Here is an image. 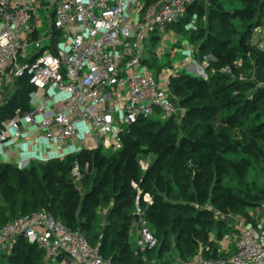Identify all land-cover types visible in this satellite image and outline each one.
I'll return each mask as SVG.
<instances>
[{
    "label": "built area",
    "instance_id": "1",
    "mask_svg": "<svg viewBox=\"0 0 264 264\" xmlns=\"http://www.w3.org/2000/svg\"><path fill=\"white\" fill-rule=\"evenodd\" d=\"M202 2L210 3L0 0V106L14 96L22 78L27 77L34 88L31 109H18L1 124L0 147L24 139L66 146L87 124L84 142L89 150L105 148L116 153L124 148L123 137L130 128L141 121L179 119L182 111L171 91L172 79L188 67L196 69L189 68L188 74L198 76L204 67L185 60L183 69L157 72L150 62L170 50L167 41H179L178 36H171L174 27ZM196 22L195 15L186 28H194ZM222 72L233 74L230 67ZM4 83L9 86L6 95L2 93ZM18 166L23 170L30 163L22 159ZM74 177L80 178L78 167ZM141 196L142 191L138 201ZM144 200L152 204L149 194ZM230 220L235 234L219 242V253L229 257L210 259L200 251L177 264H264V214L251 221L243 217ZM139 231L140 253L159 246L146 224L142 223ZM20 240L42 250L47 264H112L83 234L71 231L46 210L0 228V255L12 254Z\"/></svg>",
    "mask_w": 264,
    "mask_h": 264
},
{
    "label": "trees",
    "instance_id": "2",
    "mask_svg": "<svg viewBox=\"0 0 264 264\" xmlns=\"http://www.w3.org/2000/svg\"><path fill=\"white\" fill-rule=\"evenodd\" d=\"M211 3L212 0L209 6L204 2L193 6L185 21H182L174 29L183 33L186 31V25L196 15V29L205 31V14L212 7ZM253 8L248 5L247 9L241 13V18L244 19L247 14L252 12ZM211 11L207 32L212 38V44L209 45L208 40L205 41L200 52L203 56L213 57L214 61L209 62V68L215 70L216 74L211 75L210 72L209 80L204 81L199 79L200 77L183 72L180 74L181 76L173 78L171 82V91L174 94L178 92L184 94L181 106L188 107L183 121V135L186 141L178 148L167 149L168 146L164 147V144H167L171 136L166 133L165 127L177 130L178 123L172 118L168 119L164 126H161L163 120L151 119L141 121L131 127L129 133L123 137L124 148L111 158L102 157L103 149H99L81 151L77 157L69 155L64 159L55 158L46 163H38L40 165L37 169L31 165L22 170L12 165L0 164V194L17 190L25 195V201L20 206L15 204V206L7 208L0 205V228L13 220L46 210L56 221L61 222L71 231H79L92 247H96L92 244L95 239L91 237L94 234L92 233L94 218L90 215L88 206L82 208L80 196L72 184V164L75 158L80 164L94 163L96 168L104 169V178L111 174L112 184L108 185L107 183L105 188L107 192H110L113 187L116 189L126 188V182L128 190H131V182L138 181L140 176L135 158L145 146L150 147V152L156 154L157 158L155 167L150 169L149 174L151 175L158 167L168 176V185L171 186V182L176 181L178 188H183V196L189 192L186 188H190L198 181L203 169L217 165L219 160L225 156L241 152L249 159H253L256 166L264 169V78L260 79L264 76V52L253 53L254 49H251L252 52H250L257 55L256 73L258 80L262 83L261 87L257 89L255 97L250 98L254 84L249 81L241 83L238 79L234 80L222 73V70L230 67L234 75H240L251 69L250 56L247 54L249 45H245V42L251 39L252 33L246 39L235 41L236 35L232 24L225 20L221 11L215 8ZM213 12L219 15L214 16ZM262 26V23L257 22L251 29L254 31ZM199 30L198 32H200ZM192 37L193 35H191V42L193 41ZM196 38L199 39L201 36ZM239 59L242 60V66L238 69L235 67V62ZM151 68L154 69L152 66ZM163 68L159 67L155 71L160 72ZM33 92L34 88L29 84V79L22 78L14 96L6 105L0 106V126L3 122L11 119L16 110L21 109L27 112L31 109L30 96ZM1 96L0 92V100ZM241 166L247 169L248 165L242 162ZM146 174V177L149 178L148 172ZM43 180L47 184L44 185ZM103 183L104 181L101 184ZM82 184L84 188L93 191L87 176L83 179ZM152 186L153 184L146 178L140 190L143 195H152L153 193L156 201L152 206H148L143 202V196H141L140 205L145 209L146 218L150 219L154 225L151 231L157 238L159 246L145 254L137 250L131 257H127L129 248L126 247V244L124 245V242L128 239L129 230L134 220V217L130 215L131 207L133 208L137 198V195H134L129 206L121 203L118 207L120 212L119 220L116 223L118 227L109 231L98 246L104 259H111L112 264H149L153 261H157L159 264H177L195 257L200 251L210 259L229 257L219 253V245L213 246L212 242L209 243L208 231L209 228H216L220 237L218 242H220L225 236L232 235L228 233L230 230L227 223L224 221L215 223L213 219L208 220L206 216L210 214L201 210L195 212L193 217H185L187 221L181 232L179 245L176 246L178 251L175 256V253H172L168 248V216L166 215L167 211L175 208V203H167L165 200L157 198L155 191L151 190ZM168 190L170 189L168 188ZM168 190L166 194L169 192ZM126 195L121 196V201ZM262 198L261 196L259 199ZM219 203L223 204L224 202L220 201ZM176 206L190 207L189 204L184 206L177 204ZM239 209L244 213L243 206H240ZM79 212H81L80 216ZM167 214L169 215V213ZM245 215L248 217V214ZM179 217L184 218V214L182 213ZM247 219L251 221L253 218L248 217ZM119 221H123V223L120 224ZM79 222L82 225L80 227H78ZM201 226L203 228L196 238L195 233L190 230H196ZM200 244H203L201 248ZM234 250L233 247L232 251ZM5 257L9 259L10 263L8 264H47L44 252L37 246L29 245L25 240L18 242L12 254H1L0 263L1 259Z\"/></svg>",
    "mask_w": 264,
    "mask_h": 264
},
{
    "label": "rangeland",
    "instance_id": "3",
    "mask_svg": "<svg viewBox=\"0 0 264 264\" xmlns=\"http://www.w3.org/2000/svg\"><path fill=\"white\" fill-rule=\"evenodd\" d=\"M210 1L211 0H209V2ZM209 5L210 4L207 6ZM211 5L212 7H210L205 14V31H200L198 29L200 31L198 32L196 29L197 22L194 28H190V30L184 31L183 33L174 29L171 36H178L179 41L177 43L167 41L165 44L170 50L164 53L162 58L152 61L150 64L154 70H157L159 67H164L163 69L170 68L172 70H177L178 67L183 69L182 64L185 60L190 58L204 67V73H200L197 76L200 77L199 79L208 81L211 75H215L216 71L207 67L210 61H214L213 57L203 56L200 52V48L205 41L208 40V44H212V38L208 35L207 31L209 30V20L211 18L210 12H212L211 10L215 8L218 11H221L225 20L232 24L236 35L235 41L246 39L252 33L251 39L248 42H245L244 40L245 45H249L247 54L250 56L249 58L252 64L251 69L244 71V73L240 75H234L233 72L232 75L228 76L234 80L238 79L241 83L249 81L254 84V88H252L250 92V98H254L257 89L261 87L262 83L258 80L256 73L258 68L256 64L257 55L251 54L250 52H252L251 49L255 50L253 53L256 51L264 52V0H212ZM248 5H251L254 8L251 13L247 14L246 17L242 19L241 13L247 9ZM213 14L214 16L219 15L216 12H213ZM257 22L262 23L263 26L253 31L251 27L255 26V23ZM191 35H193L192 42ZM199 35L201 38L197 39L196 37ZM161 46L162 45L159 44L157 48L160 49ZM235 65V67L239 69L242 66V60H237ZM205 66L207 67L206 69ZM189 68L190 67H188V69ZM188 69L184 68V72L189 71ZM210 72L211 75L209 74ZM180 74H178V77L181 76ZM191 75L194 76V74ZM263 78L264 76L260 79ZM8 90L9 86H7V83H4L2 88L3 95H6ZM7 96L9 95L7 94ZM174 96L181 108L182 114L179 119L174 118L179 126L177 130L172 127H165L166 133L171 136L167 144H164V147L168 146L167 149L178 148L186 141L183 135V121L186 117L188 107L181 106V100L184 94L178 92L174 94ZM167 121L168 119H164L163 122H161V126H164ZM150 151V147L145 146L141 149L140 154L136 156L135 161L138 164L137 166L139 168L140 176L138 181L136 180L131 182L130 191L127 188L128 184L126 182V188L119 187L116 189V187H113L110 192H107V190H105L107 183L108 185L112 184L111 174L104 178V169L102 170L101 168H96L94 163L80 164L75 158V161L72 164V184L75 187V191L80 196V201L83 205L82 208L88 206L90 215L94 218V222L92 224V233L94 234L91 237L95 239L92 244L96 245V247L102 243L109 231L118 227L116 224L119 220L118 214H120L118 207L121 203L122 205L124 204L129 206L130 200L134 195H137V198L133 208L131 207L130 210V215L134 217V220L129 230L128 239L124 242V245L126 244V247L129 248V255L127 257H131L138 250L137 241L139 239V230L142 223L146 224L150 229L154 228L152 221L145 216V209L140 205L141 201H138V197L141 192L140 187L146 178L153 184V189L151 190L155 191L157 198L165 200L167 203H175V208L166 212V215L168 216V248H170L172 253H175V256H177L178 251L176 250V246L179 245L181 232L187 221V218L185 217H193L195 216V212L197 213L199 210L206 211L210 214L206 216L208 220L213 219L215 223L218 221L226 222V225L230 230L228 233L232 234V236L235 234V228L233 220H230L229 222V218H257L264 214V169L256 166L257 164L253 161V159H249V157L245 156L243 153L240 152L236 155L225 156L219 160L217 165L203 169L202 172H200L198 181L190 188L187 187L188 189L186 188V190L189 192L183 196V188H178V183L176 181H172L171 186L168 185V176L158 167H156L151 175L149 174L150 169L155 167V163L157 161L156 154L151 153ZM77 154L78 153H74L70 157H77ZM101 155L102 157L111 158L115 156L116 153L103 148ZM46 162L47 161H37L31 163V167L37 169L40 165L38 163ZM242 162L247 163V169L246 167L241 166ZM77 167L80 171V178L74 177V170ZM104 168L106 167L104 166ZM147 172L150 175L149 178L146 177ZM86 176L89 183L92 185V192L91 190L83 187V179ZM52 181L51 183H53ZM102 181H104L103 184H101ZM43 184H47L46 181L43 180ZM168 188L170 190H168ZM22 190H24L23 187ZM167 190L169 192L166 194ZM127 191H129L130 194L127 193ZM122 195H126V197L121 201ZM146 195L147 194L143 195L142 193L143 202L148 206H152L156 201L155 195L153 193L152 195L154 196L149 194L152 204L145 202L144 199ZM261 196L263 198L259 199ZM85 198L86 202L84 201ZM87 199L89 200V203ZM24 201L25 195L19 193L17 190H11L6 194H0V205L7 208L15 206V204L20 206ZM220 201H223L224 203H219ZM177 204L182 206L189 204L190 207H177ZM240 206L244 207V213L240 211ZM81 212H79V216ZM167 213H169V215ZM182 213L184 214V218L179 217ZM245 214H248V217H246ZM119 222L120 224L123 223V221ZM80 226L82 225L79 222L78 227ZM202 228L203 227L201 226L196 230L191 229L190 231L195 233V237L198 238L197 234ZM208 231L209 243L212 242L213 246L219 245L218 240L220 237L217 234L218 230L216 228H209ZM202 245L203 244H200L199 247L201 248ZM8 263H10L8 258L5 257L4 259H1L0 264Z\"/></svg>",
    "mask_w": 264,
    "mask_h": 264
},
{
    "label": "crops",
    "instance_id": "4",
    "mask_svg": "<svg viewBox=\"0 0 264 264\" xmlns=\"http://www.w3.org/2000/svg\"><path fill=\"white\" fill-rule=\"evenodd\" d=\"M190 28H186V31ZM192 60V59H188ZM190 71H196L193 67H190ZM88 125L84 124L80 135L71 141L66 146L55 147L49 144L45 140L30 141L27 139L21 140L12 146H1L0 147V164L12 165L19 167L18 163L20 160L29 161L31 163L37 161H49L55 158H65L74 153H79L82 150H89L84 142V136Z\"/></svg>",
    "mask_w": 264,
    "mask_h": 264
}]
</instances>
